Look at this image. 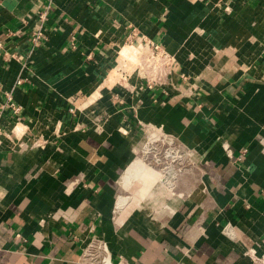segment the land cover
I'll return each mask as SVG.
<instances>
[{
  "label": "crops",
  "instance_id": "1",
  "mask_svg": "<svg viewBox=\"0 0 264 264\" xmlns=\"http://www.w3.org/2000/svg\"><path fill=\"white\" fill-rule=\"evenodd\" d=\"M129 42L171 57L161 81L120 72ZM143 125L193 150L173 194ZM251 248L264 0H0V264H264Z\"/></svg>",
  "mask_w": 264,
  "mask_h": 264
},
{
  "label": "rangeland",
  "instance_id": "2",
  "mask_svg": "<svg viewBox=\"0 0 264 264\" xmlns=\"http://www.w3.org/2000/svg\"><path fill=\"white\" fill-rule=\"evenodd\" d=\"M125 45L136 46V48L126 46L133 52L136 59L131 58L129 61L121 55L122 66L120 67V72L127 71L129 73H136L138 71V75H140L142 80H147V77L150 79L155 77L154 80H158V82L162 80V78H159L156 69V66L159 63L155 60H158V57L157 59L152 58V53L156 54V51L152 46L150 47L140 43L131 44L130 42ZM131 62L133 64H131ZM109 72L110 70L106 72V77L107 75L109 76ZM141 142L138 157L142 158L148 166L152 167L159 177H161L160 175L162 174V177L164 176L163 178L166 182L169 183L170 180L179 175H187L184 172L187 169L191 170L194 156L193 150L178 140L174 135L167 133L159 127L143 125ZM167 185H171V183L160 185L163 192L169 194L176 192L175 186L173 190H169ZM122 195L123 198H126V202L124 201L122 205V209H125V207L127 208L128 203L132 201L134 194L130 190L124 188V190H122ZM141 217L143 218V216Z\"/></svg>",
  "mask_w": 264,
  "mask_h": 264
},
{
  "label": "built area",
  "instance_id": "3",
  "mask_svg": "<svg viewBox=\"0 0 264 264\" xmlns=\"http://www.w3.org/2000/svg\"><path fill=\"white\" fill-rule=\"evenodd\" d=\"M153 48L155 49L156 54L152 53V58L157 59V57H158V60H155L159 63V64H157L156 69H157V72L159 74V78L161 79L162 76H165L168 73V69H169V66L171 63V57L168 54L162 52L158 46L153 47ZM154 79H155V77L152 80H150L151 83L148 84L149 86H152V82L155 81ZM247 253L251 257H253L255 262H257V263H263L264 262V255L260 256V257L257 256V254H256L257 252L254 248L247 250ZM108 261L109 260L105 258V260L102 262V264H108Z\"/></svg>",
  "mask_w": 264,
  "mask_h": 264
},
{
  "label": "bare ground",
  "instance_id": "4",
  "mask_svg": "<svg viewBox=\"0 0 264 264\" xmlns=\"http://www.w3.org/2000/svg\"><path fill=\"white\" fill-rule=\"evenodd\" d=\"M142 160H143V159H142ZM143 161H144V160H143ZM160 176H161L162 183L165 184L166 181H165L164 178H163L164 176L162 177V174H161ZM167 187H168V188H173L174 185H173V186H172V185H167ZM108 264H112L110 260L108 261Z\"/></svg>",
  "mask_w": 264,
  "mask_h": 264
}]
</instances>
